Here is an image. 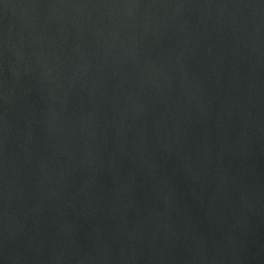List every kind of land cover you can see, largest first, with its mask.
<instances>
[{
    "label": "water",
    "instance_id": "1",
    "mask_svg": "<svg viewBox=\"0 0 264 264\" xmlns=\"http://www.w3.org/2000/svg\"><path fill=\"white\" fill-rule=\"evenodd\" d=\"M0 264H264V0H0Z\"/></svg>",
    "mask_w": 264,
    "mask_h": 264
}]
</instances>
